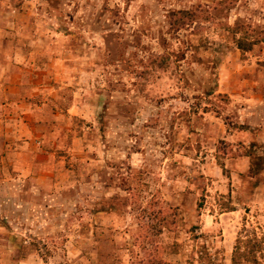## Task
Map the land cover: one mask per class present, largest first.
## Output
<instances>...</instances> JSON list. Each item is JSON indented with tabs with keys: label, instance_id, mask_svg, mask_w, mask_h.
<instances>
[{
	"label": "rangeland",
	"instance_id": "374dc122",
	"mask_svg": "<svg viewBox=\"0 0 264 264\" xmlns=\"http://www.w3.org/2000/svg\"><path fill=\"white\" fill-rule=\"evenodd\" d=\"M17 41L97 107L54 185L13 176L34 206L1 264H264V0H0Z\"/></svg>",
	"mask_w": 264,
	"mask_h": 264
},
{
	"label": "crops",
	"instance_id": "0c3cea01",
	"mask_svg": "<svg viewBox=\"0 0 264 264\" xmlns=\"http://www.w3.org/2000/svg\"><path fill=\"white\" fill-rule=\"evenodd\" d=\"M10 47L13 49L9 52L5 47L0 50L4 58L0 62V157L7 160L4 165L7 177L0 182V241L5 234L23 233L19 213L25 210L29 213L34 206L32 197L28 202L21 199L22 191L17 189L18 180L13 176H19L20 180V177L33 178L38 173L42 177L31 182L34 188L54 185L51 178L58 169L55 159L63 142L62 121L68 117L89 119L88 108L92 115L97 107L96 100L88 103L73 85L69 97L63 96L67 87L62 77H70L71 70L31 63L32 58L20 47L19 41ZM13 56L21 66L11 63ZM4 257L0 251V264ZM29 259L27 256L18 264H29Z\"/></svg>",
	"mask_w": 264,
	"mask_h": 264
},
{
	"label": "trees",
	"instance_id": "16d2710c",
	"mask_svg": "<svg viewBox=\"0 0 264 264\" xmlns=\"http://www.w3.org/2000/svg\"><path fill=\"white\" fill-rule=\"evenodd\" d=\"M238 45H239V48L244 49L243 46H241L240 43H239ZM256 242H257V239H256ZM245 243H246V244H247V243H250V240L248 241V239H247ZM257 243H258V242H257ZM255 248H256V245H253V248L250 250L251 253L254 252ZM235 254H236V253H235ZM235 254H234V257H233V262H232V264H240V259H236V255H235Z\"/></svg>",
	"mask_w": 264,
	"mask_h": 264
}]
</instances>
